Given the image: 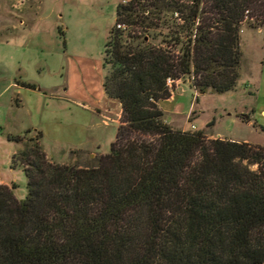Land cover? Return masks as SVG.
Wrapping results in <instances>:
<instances>
[{
	"label": "trees",
	"instance_id": "obj_1",
	"mask_svg": "<svg viewBox=\"0 0 264 264\" xmlns=\"http://www.w3.org/2000/svg\"><path fill=\"white\" fill-rule=\"evenodd\" d=\"M246 10L264 27V0L118 4L104 81L122 104L117 138L80 166L53 161L40 132L16 137L28 194L0 184V264L264 263V147L175 129L160 107L168 78L188 76L202 93L236 87ZM162 28L156 43L147 31Z\"/></svg>",
	"mask_w": 264,
	"mask_h": 264
},
{
	"label": "rangeland",
	"instance_id": "obj_2",
	"mask_svg": "<svg viewBox=\"0 0 264 264\" xmlns=\"http://www.w3.org/2000/svg\"><path fill=\"white\" fill-rule=\"evenodd\" d=\"M122 1L0 0V174L14 176L19 199L27 197L28 178L22 167L13 166V152L22 146L16 137L37 138L41 131L42 146L53 161L80 166L96 163L116 140L122 114L119 101L110 100L104 89L109 72L105 43ZM258 25L248 19L240 31L236 87L202 93L185 76L174 97L160 101L168 124L185 131L204 129L207 139L264 147V132L255 126H264V118H253V111L264 109V27ZM129 31L145 34L136 27ZM147 32L156 43L168 39L166 28ZM23 80L37 88L19 94L13 85L7 88Z\"/></svg>",
	"mask_w": 264,
	"mask_h": 264
},
{
	"label": "crops",
	"instance_id": "obj_3",
	"mask_svg": "<svg viewBox=\"0 0 264 264\" xmlns=\"http://www.w3.org/2000/svg\"><path fill=\"white\" fill-rule=\"evenodd\" d=\"M23 81H26V82H31V81H29V80H23ZM31 83H34V82H31ZM36 84V83H35ZM13 85V87H16V88H18V90H17V94H19V92H20V90L21 89H25V88H27V87H24L23 85H21L20 83H10L8 86H7V88L9 87V86H12ZM29 89V88H28ZM32 89V88H31ZM47 96H49V95H47ZM51 99H55L56 98V96L55 95H50L49 96ZM62 98V97H61ZM110 100H113V101H115V99H111L110 98ZM167 101H169V99H167ZM16 102H20L21 103V100L17 97L16 98ZM115 105V102H113V103H110L109 105H107V106H114ZM119 106L121 107V111H120V115H119V117H121V114H122V111H123V109H122V104L119 102ZM99 110H101V107H99L98 108V111ZM101 115H102V113H101ZM260 115L264 118V109L261 111V112H254L253 113V118L255 119V120H258L257 119V117L259 116L260 117ZM40 133H41V139H42V136H43V133L41 132V131H39ZM39 132H37V133H39ZM31 133H34V132H31ZM30 133V134H31ZM41 139H40V142H41ZM42 144V143H41ZM19 149H16L14 152H13V155L18 151ZM48 155V154H47ZM0 184H5V185H9V186H12V185H15V178H14V176H12L11 174H10V176H7V177H3L1 174H0Z\"/></svg>",
	"mask_w": 264,
	"mask_h": 264
},
{
	"label": "built area",
	"instance_id": "obj_4",
	"mask_svg": "<svg viewBox=\"0 0 264 264\" xmlns=\"http://www.w3.org/2000/svg\"><path fill=\"white\" fill-rule=\"evenodd\" d=\"M249 14H250V11L249 10H246V13H245V21L248 20V19H253V18H250L249 17ZM175 15H176L177 18L179 17V13H176ZM178 19L181 20L180 17ZM117 27L119 29H121V30H128L130 28L126 23H118L117 24ZM167 84L170 87L171 92H172L171 98H173L174 97V88H175V86H177L179 84V80H175V79H172V78H168ZM0 114H1V107H0Z\"/></svg>",
	"mask_w": 264,
	"mask_h": 264
}]
</instances>
